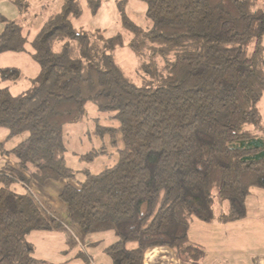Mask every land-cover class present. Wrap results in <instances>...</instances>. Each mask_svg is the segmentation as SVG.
<instances>
[{
    "label": "trees",
    "instance_id": "1",
    "mask_svg": "<svg viewBox=\"0 0 264 264\" xmlns=\"http://www.w3.org/2000/svg\"><path fill=\"white\" fill-rule=\"evenodd\" d=\"M21 11L26 0H14ZM86 1L96 14L102 0H64L30 39L25 26L6 20L0 55L26 52L39 73L14 93L18 68H0V128L27 133L0 154L18 168L0 167V264H39L28 236L63 227L80 235L113 231V264H142L146 249L168 246L190 264L205 251L189 242L194 217L231 222L247 216L253 189H264V136L250 128L261 120L264 95V9L258 0H143L152 21L142 28L117 0L129 45L136 52L133 80L116 61L122 32L86 31L74 21ZM92 103L114 122L98 130L118 148V158L83 177L66 162L64 126L81 120ZM100 147L81 156L92 162ZM66 180L59 211L15 182ZM76 182V183H75Z\"/></svg>",
    "mask_w": 264,
    "mask_h": 264
},
{
    "label": "rangeland",
    "instance_id": "2",
    "mask_svg": "<svg viewBox=\"0 0 264 264\" xmlns=\"http://www.w3.org/2000/svg\"><path fill=\"white\" fill-rule=\"evenodd\" d=\"M63 1L26 0V3L23 5L24 9L21 11L14 0H0V14L6 20H16L23 24L30 39H32L48 16L61 9ZM258 3L264 9V0H258ZM122 5L126 15L133 22L145 29L151 27L152 21L146 16V2L143 0H123ZM122 12L123 10H121L117 0H102L96 14L91 12L87 2L84 1L83 14L80 19L74 21V24L89 32L105 30L106 36L123 32L126 35V41L123 46L116 49V61L123 67L128 76L141 83V78L137 74L139 59L136 52L129 45L130 34L123 27ZM4 26L5 22L0 20V32ZM31 51L32 48L28 44L26 52L1 54L0 68H18L26 77H35L40 68L32 56H30ZM28 78L13 84L11 87L12 91L18 93L30 87L31 82ZM259 110L261 120L258 124L250 126V128L257 134L264 136V95L259 103ZM109 125H114V122L108 117V114L99 113L92 103H88L86 112L80 121L64 126L63 131L67 145L65 153L66 162L69 167L77 172L78 179L83 177L82 172L84 170L98 173L105 166L113 165L116 162L120 146L117 147L116 144H112L111 138L108 135L104 137L98 132V130ZM26 137L27 133L15 136L6 143L5 148L9 150L14 148ZM100 147L106 151V154L100 155L92 162L80 159L83 154ZM4 157H9L18 166L14 156L5 153L0 154V167L3 164H7L4 161ZM24 173L30 177V172L24 171ZM12 187L20 193L32 191L43 202L52 205L59 211L61 210L60 203H58L59 201L63 203L59 197L61 190L52 184L47 185L46 183L45 185H40L30 180L28 185L23 182H15ZM207 223L209 222L194 217L188 230L189 241H202L201 235L202 237L206 235L208 227H210V224ZM226 223H234L232 225L245 227V230L242 232L237 231L232 236L239 241L240 256L244 249L248 250V248L255 253H260L264 248V189H253L247 201L246 217ZM27 239L34 247V256L42 260L39 264H113V260L106 249L116 242L119 237L113 231L80 235L63 227L57 231H35ZM167 247L165 246V248ZM155 248L146 249L144 255L146 253L147 257L149 251H153ZM169 249H165V251H168L172 255V259L167 257L162 264H183L182 262H178L176 255L172 254L173 252Z\"/></svg>",
    "mask_w": 264,
    "mask_h": 264
},
{
    "label": "crops",
    "instance_id": "3",
    "mask_svg": "<svg viewBox=\"0 0 264 264\" xmlns=\"http://www.w3.org/2000/svg\"><path fill=\"white\" fill-rule=\"evenodd\" d=\"M38 73L36 74V76L38 75ZM25 78H28V77L23 75L21 80ZM3 84L4 85L10 84L12 87V85L16 83H10V82L5 83L4 82ZM9 134L10 132L7 128H4V127L0 128V143L4 142L6 145V143L10 139H12L9 137ZM4 161L8 165L18 168L16 163L13 160H11L9 157H4ZM27 177L30 178L31 181H34L31 179V177L29 176ZM46 183L47 185L52 184L54 187H57V189L61 190V193L59 194V197L61 199V195H62L64 186L67 184V181L66 180H58V181L49 180ZM45 184H42V185H45ZM1 186L2 185L0 184V187ZM58 203H60V209H62L63 203H61L60 201ZM223 223L224 222H221L218 218L214 219L213 221L207 223V224H210L209 225L210 227H208L206 235H204L203 237L201 235L200 237L203 242L194 241V240L189 241L193 244H198L199 246H201V248L204 249L205 254L202 258L203 264H245V263L264 264V248L260 253H255L252 250H250V248H248V250L244 249L242 255L240 256L239 251H241V249L239 248L240 247L239 241L237 238L232 237V236L234 235V233H237V231L242 232L243 230H245V227L232 225L234 223H224V224ZM235 246L238 248H236ZM165 249L171 250V252H173L172 254L176 255V257L178 258V262H182L183 264H188V262L185 259H183L175 249L171 247L165 248V246L156 247L155 249H153V251H149L147 257L145 253V255H143L142 264H162V262H164V260L167 257L172 259V255L168 251H165Z\"/></svg>",
    "mask_w": 264,
    "mask_h": 264
}]
</instances>
